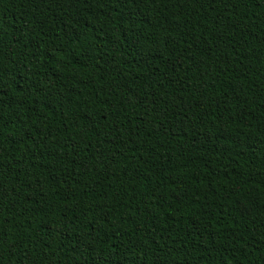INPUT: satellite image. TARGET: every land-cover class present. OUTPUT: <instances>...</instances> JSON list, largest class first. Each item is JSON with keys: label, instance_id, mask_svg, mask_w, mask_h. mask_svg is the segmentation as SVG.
Segmentation results:
<instances>
[{"label": "trees", "instance_id": "1", "mask_svg": "<svg viewBox=\"0 0 264 264\" xmlns=\"http://www.w3.org/2000/svg\"><path fill=\"white\" fill-rule=\"evenodd\" d=\"M0 264H264V0H0Z\"/></svg>", "mask_w": 264, "mask_h": 264}]
</instances>
